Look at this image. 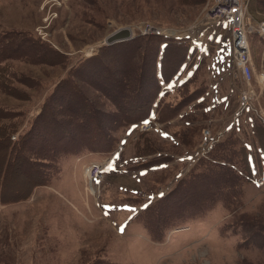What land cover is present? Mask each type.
<instances>
[{
    "label": "rangeland",
    "instance_id": "1",
    "mask_svg": "<svg viewBox=\"0 0 264 264\" xmlns=\"http://www.w3.org/2000/svg\"><path fill=\"white\" fill-rule=\"evenodd\" d=\"M217 1L0 0V32H27L57 51L51 63L33 61L34 56L0 59V111L8 115L0 123L14 126L12 144L29 132L44 106L52 107L47 97L71 67L95 56L101 47L132 38L154 41L156 30L164 31L158 39L167 43L162 71L158 61L152 80L149 59L157 41L148 46L145 80L138 86L141 94L136 100L134 95L130 100L122 98L117 106L92 85L80 83L84 95L100 111L97 127L93 121L78 127L101 132L85 137L93 143L91 149L85 145L66 153L57 147L52 161L30 167L39 171L41 179L33 187L24 178L20 163L9 161L4 199L28 195L22 200L0 201V264H264V181L258 183L264 178V156L259 155L264 148L251 133L259 120L249 107L240 108L238 90L229 78L226 81L232 66L228 28L220 21L204 19ZM243 2L245 29L264 22V0ZM123 28L130 37L105 43L109 34ZM185 44L190 45L186 62L175 73L174 83H165L163 76L175 70ZM248 47L249 71L239 80L254 99L252 107L264 109V39L248 33ZM163 49L161 45L159 52ZM58 53L63 60L56 59ZM133 66L138 65L134 63L132 72L124 73L135 80V89ZM159 85L162 93H168L159 102L156 98L147 112L146 101ZM213 87L218 88L216 97ZM198 94L204 98L187 102ZM109 113L115 115L114 121L108 119ZM141 122L150 124L146 129L136 128ZM39 123L28 139L32 143L51 141L52 131ZM65 123L75 133V125ZM220 130L217 141L230 134L238 137L248 155L259 157V163L251 179L242 178L222 194L210 196V191L201 193L198 184L193 188L187 177L198 158H207ZM230 145L227 140L223 147ZM236 146L231 145L235 147L232 157L238 161ZM150 150L155 152L143 155ZM93 162L105 164L101 179L90 191L86 169ZM210 173L206 171L197 181L211 183L204 179ZM168 192L167 203L148 208Z\"/></svg>",
    "mask_w": 264,
    "mask_h": 264
},
{
    "label": "trees",
    "instance_id": "2",
    "mask_svg": "<svg viewBox=\"0 0 264 264\" xmlns=\"http://www.w3.org/2000/svg\"><path fill=\"white\" fill-rule=\"evenodd\" d=\"M154 38V41H152L151 39H143V41H138L137 38H132L127 39L124 42L119 43L118 45L114 44L103 46L95 56H91L86 60H82V62L78 66L71 67V70L69 71L67 76L62 78L55 85L54 89L49 93L47 97V102H52V107L46 109V107L44 106L41 109L38 115L34 118L32 128L29 130V132L23 134L19 143L12 144L9 141L11 131H14V126L12 125V123H0V162L2 160L3 166V168H1L0 170V201L8 203L16 200H22L28 195L26 194L17 199H4L2 189L3 183L5 181V171L9 166L10 160L15 162L18 161L20 163L19 168L22 171L24 178L28 181H31L30 187H33L39 184L41 179L39 178V171L37 169L30 168L31 166L33 167L37 164L41 165L42 160L52 161L53 158H55V153L58 149L59 151L70 153L79 151L85 145L89 149L93 147V143H91L90 141H86L89 138L85 137L97 133L101 134V132L97 131V129L95 131L83 128L79 130L78 127H84V125L90 123L91 121H93L95 127H97V124H99V122L96 119V116L98 115V113H100V111L99 108H96L95 104H92V102L89 101L87 95H84L80 87V83L92 85L96 90L100 92V94L104 98L114 104H117L118 100L122 98L130 100L132 95H134V100H136V98H138L141 94L139 93L141 89H138V86H140V84L142 83L144 84L145 80V71L143 70V68H145V53L150 49V47L148 46L156 41L157 49H153L154 51H151V57L149 59L151 66V80L155 79L154 77L157 71L156 64L158 61L161 63L160 69L162 71V62L164 59L167 43L164 40L158 39L161 38L158 35H154ZM161 45H163L164 49L160 53L159 51ZM43 48H46V50L42 51ZM123 48L126 49H124L125 51L122 52ZM189 49V44H185L183 46V56L178 61L175 70L169 76H163V80L165 81V83L170 82L178 69L186 62L185 60L187 58ZM140 50H142V53ZM111 51L112 53L110 54ZM33 56L36 57L35 60L33 58V61H37L38 63H51L56 61L55 59H53V57L57 56V51L51 50L46 43L33 38V36L27 32H20L16 30L0 32V59H31ZM63 58V54L58 53V57L56 59L63 60ZM134 63L138 66L136 68H134L135 66H133V68L136 69V73L134 74H136L137 77L135 89H132V83L135 80H132V77H130L131 75H129L128 72L124 73V71H130ZM91 65H93L94 68ZM96 67H98V69ZM99 68H101V70H99ZM130 72H132V70ZM117 73L119 75L120 73L122 74L118 76ZM127 91H129L130 93H128ZM159 93H162L161 85L157 87L155 92L151 93V98L146 101L147 112H149V110L153 106L155 99L162 98L166 93H168V91L163 92L160 95L161 97L159 96ZM200 96L201 94H198L187 102L196 99L198 100ZM159 101L160 99L158 100V102ZM56 103H58L59 106ZM55 105H57V107ZM117 106L119 105L117 104ZM62 107H64L65 109H60ZM119 112L121 113L122 111H120L119 109ZM102 113H104V111ZM6 114L7 113L5 111H0V118L7 117L8 115ZM118 114L119 113L116 112V115ZM108 119L114 121L115 115L113 114L111 116L109 113ZM134 121L137 120L135 119L128 122L127 124L130 125ZM37 122H40L39 125L46 124L48 126L46 127L47 131H52L49 133L51 141L44 140L39 143H32L31 139H28L29 134H31L32 130H34V126ZM65 122L75 125V128H77L78 130L76 129L75 133H71L68 129H66ZM253 130L259 146L261 148H264V127L261 125V123L256 122L253 126ZM227 140L230 141L231 145H237L236 153L239 154V156L237 157L238 161H235L232 157L233 153H235V147H231V145L228 147H223L225 143H227ZM51 143L53 145L52 147L50 146ZM47 147L51 150H48ZM57 147L58 149H56ZM47 151H49L48 155L46 154ZM154 152L155 151L150 150L148 152H144L143 155H150ZM208 153L209 155H207V158H198V160L193 165L192 173L187 177L190 178L189 183H193V188L197 187L198 185L202 187V190H200L201 193L205 194L210 191V196H215L216 192L222 194L221 192L228 190V188H230L234 184V182L240 181L245 177L247 180L252 178V175L254 173L250 157L245 145L239 141L238 137L230 134L227 138L216 141L215 144L208 150L207 154ZM39 160L40 163H37L39 162ZM253 161L255 166L257 167V164L259 163V157L256 155L253 158ZM201 166H203V169L200 168ZM206 171H210L211 175L205 176L204 179L208 181L211 180V183L206 182V184L202 185V183L197 180L204 176ZM181 181L182 183H185L184 180ZM169 200L170 195L168 192L166 195L158 199L154 205H151L148 208H159L160 205L165 202L167 203ZM213 202L214 201L210 203L198 204L199 206L204 207L213 204Z\"/></svg>",
    "mask_w": 264,
    "mask_h": 264
},
{
    "label": "built area",
    "instance_id": "3",
    "mask_svg": "<svg viewBox=\"0 0 264 264\" xmlns=\"http://www.w3.org/2000/svg\"><path fill=\"white\" fill-rule=\"evenodd\" d=\"M246 5L243 0H218L217 3L207 11L206 22H210L214 19H218L216 21H223L226 23V28H228L229 34L231 31V27L237 26L238 30V39L234 44L233 35L231 32V69L229 73H226V81L229 78L230 84L234 89L239 92V101L240 108L245 109L249 107L255 114L256 118L259 120L261 125L264 127V109L256 107H252V103L254 101L251 93L247 92L245 87L239 80V77H242L243 72H247L248 74V64H250L251 57L250 51L248 47V33L254 32V34L260 35L261 38L264 39V22L259 23L254 27H249V29L244 28L243 19L245 16ZM222 12H224L222 14ZM221 15V16H220ZM220 16V17H219ZM219 17V18H218ZM206 25V24H205ZM232 25V26H231ZM164 31H155L154 34L160 35L163 34ZM236 37V36H235ZM233 44L235 46H233ZM260 80H262L261 75L259 76ZM213 97L217 96V89H213ZM150 123L141 122L136 126V128L146 129ZM204 133L207 135V130H204ZM104 163L93 162L86 169V176L88 179V187L89 190H92L94 183H98V181L102 177V167ZM96 167L95 170H92ZM264 181V178L259 180V184Z\"/></svg>",
    "mask_w": 264,
    "mask_h": 264
},
{
    "label": "crops",
    "instance_id": "4",
    "mask_svg": "<svg viewBox=\"0 0 264 264\" xmlns=\"http://www.w3.org/2000/svg\"><path fill=\"white\" fill-rule=\"evenodd\" d=\"M209 26H211V25H209ZM208 26H205L204 27V29H203V31H205V29L207 28ZM176 78V77H175ZM172 83H174V79L169 83V84H172ZM220 89V88H219ZM164 91V90H163ZM227 95H225V94H223V97H222V102L221 103H223V104H226V101H227V99L226 98H228V92L226 93ZM202 98H204V96L202 95V97L201 98H199L198 100H200V99H202ZM198 102V101H197ZM221 132V130L220 131H218L217 133H216V135H215V137H214V139L215 140H213V141H217L216 139H218L219 138V136H220V133ZM251 133H252V136H253V138L256 140V138H255V133H254V130H253V128H252V131H251ZM257 141V140H256ZM249 154V153H248ZM259 155L261 156V155H263L264 156V152H260L259 153ZM249 157H250V160H251V165H252V168H253V173L256 171V169H257V167L255 166V164H254V161H253V158L251 157V154L249 155ZM262 160V159H261Z\"/></svg>",
    "mask_w": 264,
    "mask_h": 264
},
{
    "label": "water",
    "instance_id": "5",
    "mask_svg": "<svg viewBox=\"0 0 264 264\" xmlns=\"http://www.w3.org/2000/svg\"><path fill=\"white\" fill-rule=\"evenodd\" d=\"M128 37H130L128 29L123 28V29L117 30V31L109 34V36H107L105 38V43L109 44V43H112L116 40L127 39Z\"/></svg>",
    "mask_w": 264,
    "mask_h": 264
},
{
    "label": "bare ground",
    "instance_id": "6",
    "mask_svg": "<svg viewBox=\"0 0 264 264\" xmlns=\"http://www.w3.org/2000/svg\"><path fill=\"white\" fill-rule=\"evenodd\" d=\"M223 13H224V12H222V14H223ZM220 16H221V15H220ZM220 16H219V17H220ZM219 17H218V18H219ZM216 20H218V19H214V20H212V22L215 23ZM231 26H232V25H231ZM229 27H230V25L228 26V28H229ZM236 28H237V26L231 27V31H230V35H231V32H232V35H233V40H234L233 42H234V44H235V42H236L237 39H238V36H237L238 34L235 33V30H237ZM228 32H229V31H228ZM235 36H236V37H235ZM234 44H233V46H235ZM95 169H96V167H94L92 170H95Z\"/></svg>",
    "mask_w": 264,
    "mask_h": 264
},
{
    "label": "snow or ice",
    "instance_id": "7",
    "mask_svg": "<svg viewBox=\"0 0 264 264\" xmlns=\"http://www.w3.org/2000/svg\"><path fill=\"white\" fill-rule=\"evenodd\" d=\"M161 195H163V193H161ZM148 205H145V207H147ZM121 231H123V229H121Z\"/></svg>",
    "mask_w": 264,
    "mask_h": 264
}]
</instances>
